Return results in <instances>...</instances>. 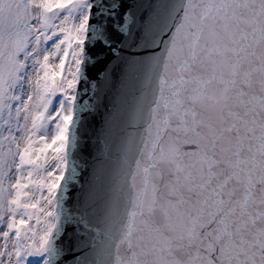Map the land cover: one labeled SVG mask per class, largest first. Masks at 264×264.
<instances>
[{
    "label": "snow or ice",
    "instance_id": "6c2138e0",
    "mask_svg": "<svg viewBox=\"0 0 264 264\" xmlns=\"http://www.w3.org/2000/svg\"><path fill=\"white\" fill-rule=\"evenodd\" d=\"M0 264H264V0H0Z\"/></svg>",
    "mask_w": 264,
    "mask_h": 264
}]
</instances>
